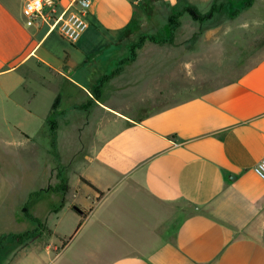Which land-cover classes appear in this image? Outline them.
Listing matches in <instances>:
<instances>
[{"label":"crops","instance_id":"obj_1","mask_svg":"<svg viewBox=\"0 0 264 264\" xmlns=\"http://www.w3.org/2000/svg\"><path fill=\"white\" fill-rule=\"evenodd\" d=\"M147 1L91 0L88 28L73 43L51 25L59 15L75 11V0H51L44 8L47 20L31 26L23 16L27 0H0V84L17 78L3 86L8 99L20 92L33 111L37 93L51 86L29 83L36 82L34 72L68 71L63 67L73 64L67 46V52L55 56L56 41L67 42L76 53L93 43L131 41L130 29ZM49 39L56 41L50 45ZM93 52L90 48L80 61ZM125 72L134 84L149 71ZM229 73L219 86L149 118L123 114L112 100L78 102V109L87 108L88 119L94 113L111 114L121 127L103 140L100 132L95 134L94 148L83 151L78 182L67 166L68 191L49 186L48 192L62 198L37 217L48 231L43 242L11 236L32 227L5 234L13 246L9 249L1 239L3 263L264 264V180L254 172L264 158V57L246 71ZM55 100L44 116L47 123ZM62 107L59 116L65 117ZM73 187L83 196L72 195ZM75 205L85 217L74 212ZM65 225L70 228L61 233Z\"/></svg>","mask_w":264,"mask_h":264},{"label":"rangeland","instance_id":"obj_2","mask_svg":"<svg viewBox=\"0 0 264 264\" xmlns=\"http://www.w3.org/2000/svg\"><path fill=\"white\" fill-rule=\"evenodd\" d=\"M243 1L149 0L142 3L141 16L130 29L131 41L122 39L113 45L93 43L87 45L83 53L74 52L73 46L67 42L58 43L49 39L50 45L56 41L53 45L55 56L67 52L66 46L71 49L73 64L63 67L68 71H47L43 68L34 72L32 79L36 82L28 80L29 83L42 86L46 82L51 86L37 93L33 111H29L20 92L14 94L15 100L8 99L3 86L16 83V77L7 78L4 84H0V241L3 238L7 240L10 249L13 241L5 234L32 227V230L24 232L22 242L30 239L43 242L48 234L44 220L41 219L40 223L29 221L24 217L22 208L30 201L31 212L43 218L50 207L60 204L62 195L47 191L31 199V193L49 190L50 187L55 190L61 186L67 166L71 169V179L78 182L84 172L80 169L85 163L83 151L91 150L95 134L100 132L99 140H103L121 127V123L113 122L115 117L111 114L94 113L88 119L84 111L87 108L78 109V102L88 105L96 99L93 89L102 78L122 67L117 77L105 80L100 90V101L112 100L113 108L138 120L153 117L166 108L198 97L222 84L225 74L230 72L228 75L232 77L263 58L264 0H253L249 8L231 17L226 9L237 8ZM188 4L195 5L203 13L210 10L213 4L225 8L212 20L203 23L194 21L186 13L181 14L172 43L146 41L141 48L133 50L144 35L170 38V17L181 13ZM90 48L94 52L80 61ZM132 52L135 59L121 65V60L131 57ZM125 71L149 72L142 83L133 84L126 79ZM58 94L63 102L58 112H62V107L66 113L65 117H60V112L55 115L60 122L55 135L44 116ZM23 134L31 139H26ZM96 143L99 142L96 140ZM74 194L76 197L83 196L76 187L72 190ZM93 201L96 199H89L90 203ZM69 228L65 225L59 231L63 233ZM0 264H4L1 256Z\"/></svg>","mask_w":264,"mask_h":264},{"label":"trees","instance_id":"obj_3","mask_svg":"<svg viewBox=\"0 0 264 264\" xmlns=\"http://www.w3.org/2000/svg\"><path fill=\"white\" fill-rule=\"evenodd\" d=\"M253 4V0H244L242 2V4L237 7V8H234L232 10L230 9H226L228 14L231 16V17H236L238 16L242 10L246 9V8H249L251 5ZM225 7L224 6H217V4H213L212 7L210 8V10H208L207 12L203 13V12H200L198 10V8L195 6V5H192V4H188L186 5L181 13H177L175 14L174 16H171L170 17V23H169V31H170V38H167V39H158L154 36H149V35H144V36H141L138 43L135 44L133 46V50L134 49H138V48H141L146 41H150V42H153V43H158V44H164V43H172V35H173V32L174 30L177 28L178 24H179V21H178V18L181 16V14H188L191 16V18L194 20V21H199V22H206V21H210L212 20L217 14H220L223 9ZM135 59V56H134V53L132 52V56L130 57H127L125 58L124 60H121L120 64L123 65L125 64L126 62H129V61H133ZM122 67L119 68V70L117 71H113L111 75L109 76H105L104 78H102L100 84L98 86H96L94 89H93V95L95 96V98L97 100H100V90H101V87H103V84L105 82V80H107L108 78H112L114 76H116L117 74H119V72L121 71ZM60 101H61V98L60 96L57 97V99L55 100L53 106H52V109H51V114H50V118L48 120V124L50 125L52 131L54 132V134L56 135V131L58 129V124H57V120L55 119V115L58 113V110H59V105H60ZM53 144L55 145L56 142L54 141ZM82 180L88 184L89 186L93 187L95 190L98 191V193L102 194L98 189H96V187H94V185H92L89 181H87L86 179L82 178ZM63 184L59 187H57L55 190L56 191H63V192H66L68 191V184H67V181L64 179ZM48 190H42V191H39V192H34V193H31V196L30 198L33 199L34 196H39L41 194H43L44 192H47ZM63 203L60 205L62 206ZM73 210H75L76 213H78L80 216L82 217H85V211L84 210H81L80 208L76 207V206H73ZM22 213L24 214V217L27 218L29 221L33 222V223H40V219L35 217L32 212H31V208H30V201H28L27 203H25V205L23 206L22 208ZM25 234H22V235H11L17 239L21 238L22 236H24Z\"/></svg>","mask_w":264,"mask_h":264},{"label":"built area","instance_id":"obj_4","mask_svg":"<svg viewBox=\"0 0 264 264\" xmlns=\"http://www.w3.org/2000/svg\"><path fill=\"white\" fill-rule=\"evenodd\" d=\"M51 4V0H27L23 8V16L28 26L38 21H46L44 8ZM75 11L59 15L51 25L52 30L59 28L61 35L70 42H77L88 28L86 20L91 6V0H75ZM254 172L260 179L264 180V158L260 159L254 166Z\"/></svg>","mask_w":264,"mask_h":264}]
</instances>
